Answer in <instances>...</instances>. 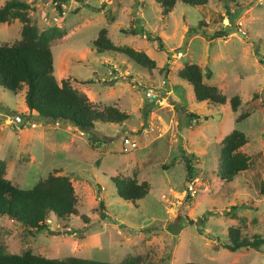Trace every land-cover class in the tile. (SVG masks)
<instances>
[{"label":"rangeland","instance_id":"374dc122","mask_svg":"<svg viewBox=\"0 0 264 264\" xmlns=\"http://www.w3.org/2000/svg\"><path fill=\"white\" fill-rule=\"evenodd\" d=\"M23 1L38 30L62 31L50 42L56 81L67 78L92 103L114 104L128 117L120 124L96 122L78 129L28 115L24 89L13 94L0 87L4 178L29 188L55 170L68 177L77 197V215L68 219L67 231L49 219L52 232L0 216V244L8 252L28 248L56 259L118 262L139 255L146 264H264V244L259 249L225 246L229 228L242 238L264 239L259 192L264 181V0H208L204 7L176 1L165 15L154 0H64L59 9L48 0ZM54 12L61 15L57 23H51ZM235 12L229 21L228 13ZM20 26L17 20L0 23V43L18 39ZM129 26L137 33L121 31ZM100 28L113 44L144 51L155 68L142 69L122 54L97 53L91 41ZM147 33L161 46L147 40ZM186 63L197 64L202 80L216 86L226 102L196 101L190 85L176 75ZM233 95L240 102L235 112L228 105ZM240 112L248 116L234 122ZM231 129L244 133L240 150L249 161L225 183L218 177L219 141ZM125 135L135 147L122 149ZM182 151L194 155L192 191L186 188L190 180ZM114 176L146 181L148 190L133 202L122 200L110 180Z\"/></svg>","mask_w":264,"mask_h":264},{"label":"trees","instance_id":"16d2710c","mask_svg":"<svg viewBox=\"0 0 264 264\" xmlns=\"http://www.w3.org/2000/svg\"><path fill=\"white\" fill-rule=\"evenodd\" d=\"M47 1V0H42ZM59 4L64 0H48ZM160 7L162 15L171 11L174 3L179 1L190 6L204 7L208 0H154ZM233 1V0H217ZM28 4L23 0H5L0 5V23L20 22L19 38L12 43H0V87L16 94L24 89L23 103L28 115H35L44 120H61L68 122L78 129H87L96 122L120 124L128 115L119 110L114 104H94L82 92L71 86L66 79L56 81L53 75L50 42L61 37L62 31L57 28L38 30L27 14ZM236 15L228 13L231 21ZM123 33L136 34L134 27L121 30ZM140 31V30H139ZM220 34V33H218ZM147 40L157 41L156 36L144 34ZM217 36V35H216ZM91 45L97 53H116L124 55L142 69H154L156 63L144 51L129 46L115 45L108 37L106 28H100ZM176 75L191 87L193 98L198 102L223 104L225 96L216 86L202 80L199 66L186 63L179 67ZM239 98L233 95L228 99L230 109L235 112L239 106ZM189 116V114H187ZM248 116L240 112L234 118L239 122ZM197 119L198 115L190 114ZM243 132L231 129L219 141V170L218 177L222 182H229L240 171L247 169L249 157L240 148L245 144ZM182 151L185 168V179L194 176L192 167L193 154ZM51 171L45 177L37 179L29 188H19L5 179L3 162L0 161V216H6L22 227L35 231L49 230L47 220H53L58 226L67 231L68 219L77 215V197L67 176ZM116 195L126 201L133 202L142 198L147 190L146 181L137 182L133 177L114 176L111 179ZM259 192L264 196V181H260ZM102 204V201L99 202ZM80 219H84L80 216ZM66 229V230H65ZM57 233V232H54ZM59 233V232H58ZM228 244L230 250L251 247L259 249L264 239L253 235L250 239L239 237L228 229ZM139 255L126 256L118 262L98 261L82 257H66L64 259L48 258L32 253L28 248L20 253L8 252L0 244V264H146ZM181 264H204L200 262H183Z\"/></svg>","mask_w":264,"mask_h":264},{"label":"built area","instance_id":"2783aa9c","mask_svg":"<svg viewBox=\"0 0 264 264\" xmlns=\"http://www.w3.org/2000/svg\"><path fill=\"white\" fill-rule=\"evenodd\" d=\"M61 14H63V12H61ZM60 16H61V15H59V13L54 12V14H53V16H52V18H51V23H57V22H59V20H60V18H61ZM177 55H178L177 57L180 58L182 54H181L180 52H178ZM153 97H155V96H153ZM120 143H121V147H122L123 150H127V149H129V148L135 147V142H134V140H132V138L129 137L128 135L122 136V137H121V142H120ZM195 180H196V178L191 179V180L187 183L186 188H187L188 190L192 191V189H193L192 185H193V183H194Z\"/></svg>","mask_w":264,"mask_h":264},{"label":"water","instance_id":"95a60500","mask_svg":"<svg viewBox=\"0 0 264 264\" xmlns=\"http://www.w3.org/2000/svg\"><path fill=\"white\" fill-rule=\"evenodd\" d=\"M215 117H217V116H215Z\"/></svg>","mask_w":264,"mask_h":264},{"label":"crops","instance_id":"0c3cea01","mask_svg":"<svg viewBox=\"0 0 264 264\" xmlns=\"http://www.w3.org/2000/svg\"><path fill=\"white\" fill-rule=\"evenodd\" d=\"M148 55V54H147Z\"/></svg>","mask_w":264,"mask_h":264}]
</instances>
